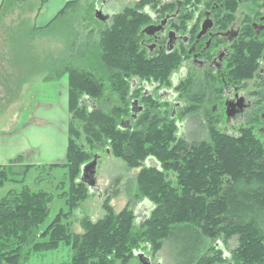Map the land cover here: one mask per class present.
<instances>
[{
    "label": "trees",
    "instance_id": "trees-1",
    "mask_svg": "<svg viewBox=\"0 0 264 264\" xmlns=\"http://www.w3.org/2000/svg\"><path fill=\"white\" fill-rule=\"evenodd\" d=\"M24 1L2 0L0 15L12 13ZM47 1L39 0V10ZM173 1L159 10L161 17L174 10ZM206 1L207 9L216 2L220 11L231 14L243 3L242 0ZM192 2L195 5L200 0H186ZM159 3L160 0H141L138 8L150 5L155 9ZM75 4L67 2L54 20ZM253 12L246 15L247 20ZM149 24L145 15L127 8L113 16L110 28L101 33L100 45L93 49L91 73L66 67L64 61L57 63L65 66L61 74L67 75L69 112L81 125L79 132L72 125L68 127L74 140L67 134L63 164L47 166L48 170H65L68 188L58 198L66 210L59 211L46 224L52 195L33 192L22 183L23 176L31 169L41 168L16 166L21 163V157L10 161L8 166H0V190L6 185H20L0 198V264H19L24 250L38 254L56 251L61 244L71 247L69 264H128L142 246L149 247L150 257L154 258L165 244L170 247L174 264H264V144L262 138L255 137L253 129L239 126L236 135L231 136L208 126L207 141L188 143L175 136L177 121L170 109L167 111V105L151 97L139 100L147 109L130 130L119 128L122 117L128 114L126 119L129 118L125 98L128 81L137 78L160 88L171 87L170 78L179 69L181 56L186 54L185 50L148 54L141 45L140 31ZM31 29L35 34L37 29ZM253 49H247L237 66L235 72L242 74L240 81H248L255 75L260 53ZM183 86V98L195 91L188 97L192 105L199 100L198 95L206 92L199 82ZM106 92L120 97L110 114L85 109L84 100H99ZM178 115L182 120L188 113ZM82 130L91 144H106L107 150L122 159L129 170L140 168L148 158H154L160 165V171L140 169L134 181L131 201H146L153 206L148 219L139 226L131 202L116 214L106 198L102 205L105 217L101 221L93 223L84 217L80 221L83 233H70L69 217L79 203L87 200L86 186L82 187L84 184L79 179L90 156L75 143ZM170 172L176 179L175 185L165 177ZM231 241L236 242V247L227 252L226 246Z\"/></svg>",
    "mask_w": 264,
    "mask_h": 264
},
{
    "label": "rangeland",
    "instance_id": "rangeland-1",
    "mask_svg": "<svg viewBox=\"0 0 264 264\" xmlns=\"http://www.w3.org/2000/svg\"><path fill=\"white\" fill-rule=\"evenodd\" d=\"M69 1L76 4L69 7L58 19L53 20L46 29L35 34L31 32V28H33L34 16L41 11L39 0H25L20 8L12 13L0 15V166L7 165L18 156L24 157L28 164L40 166L39 171L31 169L25 177L23 176L22 183L33 192L43 191L52 195L53 200L49 205L46 224L59 211L66 210V206L58 197L68 188L64 177L65 170L61 168L48 170L47 166L63 164L67 143L66 133L69 139L74 140L73 137L70 138L68 127L72 125L79 132L81 126L77 117L69 112L67 75L61 74L65 66L60 65V67L57 63L64 61L66 67L91 73L93 49L100 45L101 33L111 26V20L102 22L95 18L94 12L102 0ZM140 1L110 0L109 5L103 7V15L121 14L127 8L143 11L144 7L138 8ZM203 2L204 0H201L200 4L202 5ZM241 2L243 3L238 7L236 15H248L252 11L258 12L259 15L264 14L263 0ZM146 7L151 8L150 5ZM172 82L174 83L175 80L173 79ZM128 84L125 98L129 109L131 100L142 99L143 92L132 89L130 81ZM147 87L152 91L145 96L155 94L156 98L160 90L168 92L169 96L173 94L172 87L163 86L159 91L157 88ZM119 99L117 94L106 92L101 99L92 100L93 103L89 102V109L99 110L108 115L119 104ZM161 99L167 102L174 100L166 95H162ZM88 105L83 106L87 109ZM167 105L169 106V103ZM178 116L173 118L179 125L175 133L178 139L188 143L208 140V130L206 125L200 123V117L193 116L190 119L185 117L181 120ZM127 117L128 114L122 119L126 120ZM186 118L189 119L187 122H185ZM120 121L121 119L118 123ZM235 126L236 123L226 127L224 122H218L216 130L234 136L238 129ZM253 133L255 137L262 138L264 144V136H259L256 129ZM90 141L83 130L80 138L75 140L77 148H85L90 156L89 161L92 160V155H97L92 192H89L85 185L82 186L85 187L87 200L79 203L78 208L69 217L70 233L75 235L83 233L80 229V221L84 217L93 223L101 221L105 217L102 205L106 198L110 200L109 205L116 214L131 202V209L136 217L135 223L142 224L148 219L153 206L146 201H131L134 181L140 169L155 168L160 171V165L154 158H148L142 162L140 168L129 170L122 159L114 157L112 151L107 150L106 144H91ZM13 166L15 167V164ZM165 177L175 185L176 179L172 172L165 173ZM62 182L65 183L63 187L60 186ZM19 187L20 185H6L0 190V198L9 190ZM235 247L236 242L231 241L226 246V251L231 252ZM139 251L151 258L152 264H174L167 244L154 258L150 257L147 246H142ZM21 256L19 264H69L72 251L70 246L61 244L56 251L32 254L30 250H24ZM128 264H139V262L133 258Z\"/></svg>",
    "mask_w": 264,
    "mask_h": 264
},
{
    "label": "flooded vegetation",
    "instance_id": "flooded-vegetation-1",
    "mask_svg": "<svg viewBox=\"0 0 264 264\" xmlns=\"http://www.w3.org/2000/svg\"><path fill=\"white\" fill-rule=\"evenodd\" d=\"M180 9L179 13H165L152 24L161 29L142 41L150 55L165 52L170 39L174 41L172 52L186 51L185 56H181L179 69L172 76L175 94L169 97L174 99L169 104L171 116L176 118L186 112L189 119L200 117V123L206 128H216L218 122H224L226 127L236 123L235 128L256 129L259 136H264V14L250 15L251 19L247 20L245 14L219 11L214 3L208 9L201 6L200 12L191 13L192 7L185 6L184 2ZM203 32L197 40V35ZM249 48L260 53L258 69L252 79L240 82L238 79L242 74L235 70ZM188 82L205 86L203 95L196 93L199 100L194 105L188 97L195 91L186 93L188 97H181V90L185 89L183 84ZM150 96L153 98V94L147 97ZM166 101L159 102L166 104ZM146 109L143 106V112ZM177 126L179 128L178 121Z\"/></svg>",
    "mask_w": 264,
    "mask_h": 264
},
{
    "label": "water",
    "instance_id": "water-1",
    "mask_svg": "<svg viewBox=\"0 0 264 264\" xmlns=\"http://www.w3.org/2000/svg\"><path fill=\"white\" fill-rule=\"evenodd\" d=\"M96 19L104 22L106 20V18L102 17L100 12H97L96 15H95ZM161 29V26L159 27H153V26H147L145 27L142 31H141V35H145V36H153L155 33H157L158 30ZM204 34L203 33H200L198 36H197V40L200 39V37ZM173 44H174V41H172L170 39L169 43L167 44V47H166V50L168 52H171L172 48H173ZM134 106H136V102H134L133 104H131V112H140L141 109H137V110H133ZM125 123L127 122H121L119 128L122 129V130H125L126 127H125ZM95 168H96V158L94 157L92 162H90L89 164L85 165L83 168H82V174H81V178H80V183H84L86 184L90 190H92L93 188V184L95 182V179H94V176H95ZM134 256L138 259V261L140 262V264H151L150 263V260L145 256L143 255L142 253H135Z\"/></svg>",
    "mask_w": 264,
    "mask_h": 264
},
{
    "label": "crops",
    "instance_id": "crops-1",
    "mask_svg": "<svg viewBox=\"0 0 264 264\" xmlns=\"http://www.w3.org/2000/svg\"><path fill=\"white\" fill-rule=\"evenodd\" d=\"M2 0H0L1 5ZM70 2L69 0H48L47 3L43 6L40 12L34 16L33 19V28H36L37 32H40L42 28H47L49 24L55 19L58 13L62 10L64 5ZM21 157V156H20ZM23 160L24 157H22ZM25 165H32L26 163V160L23 161ZM1 164V163H0Z\"/></svg>",
    "mask_w": 264,
    "mask_h": 264
},
{
    "label": "bare ground",
    "instance_id": "bare-ground-1",
    "mask_svg": "<svg viewBox=\"0 0 264 264\" xmlns=\"http://www.w3.org/2000/svg\"><path fill=\"white\" fill-rule=\"evenodd\" d=\"M251 36V35H250ZM225 43V42H224ZM262 50V49H261ZM252 66V65H251ZM254 69V68H253ZM236 71V70H235ZM189 77V76H188ZM233 77V76H232ZM237 77V76H236ZM245 78V77H244ZM239 80V79H238ZM155 95V94H154ZM180 99V98H179ZM227 141V140H226ZM221 178V177H220ZM136 218V217H135Z\"/></svg>",
    "mask_w": 264,
    "mask_h": 264
}]
</instances>
